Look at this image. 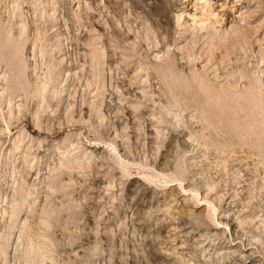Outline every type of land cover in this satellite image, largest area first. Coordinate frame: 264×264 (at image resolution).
I'll use <instances>...</instances> for the list:
<instances>
[{
    "label": "rangeland",
    "instance_id": "374dc122",
    "mask_svg": "<svg viewBox=\"0 0 264 264\" xmlns=\"http://www.w3.org/2000/svg\"><path fill=\"white\" fill-rule=\"evenodd\" d=\"M0 264H264V0H0Z\"/></svg>",
    "mask_w": 264,
    "mask_h": 264
},
{
    "label": "bare ground",
    "instance_id": "6f19581e",
    "mask_svg": "<svg viewBox=\"0 0 264 264\" xmlns=\"http://www.w3.org/2000/svg\"><path fill=\"white\" fill-rule=\"evenodd\" d=\"M238 1H242V0H238ZM204 3H205V2H204ZM196 4H197V2L194 3V5H196ZM197 5H198V4H197Z\"/></svg>",
    "mask_w": 264,
    "mask_h": 264
}]
</instances>
